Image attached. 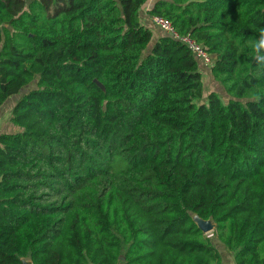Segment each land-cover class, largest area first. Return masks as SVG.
<instances>
[{
	"label": "trees",
	"instance_id": "1",
	"mask_svg": "<svg viewBox=\"0 0 264 264\" xmlns=\"http://www.w3.org/2000/svg\"><path fill=\"white\" fill-rule=\"evenodd\" d=\"M153 1L0 0V264H264V0Z\"/></svg>",
	"mask_w": 264,
	"mask_h": 264
},
{
	"label": "built area",
	"instance_id": "2",
	"mask_svg": "<svg viewBox=\"0 0 264 264\" xmlns=\"http://www.w3.org/2000/svg\"><path fill=\"white\" fill-rule=\"evenodd\" d=\"M153 22L164 29L167 33L172 34L174 37L182 40L184 43L188 45V47L192 50V52L197 56V58H200L203 61V64L212 66L214 64V57L210 54L208 51V47L205 46L202 43H199L196 39L190 36V34L187 35H180L172 25V23L160 16L155 15L150 17ZM213 231L208 232V234L211 236Z\"/></svg>",
	"mask_w": 264,
	"mask_h": 264
},
{
	"label": "crops",
	"instance_id": "3",
	"mask_svg": "<svg viewBox=\"0 0 264 264\" xmlns=\"http://www.w3.org/2000/svg\"><path fill=\"white\" fill-rule=\"evenodd\" d=\"M153 2H154L153 0L150 1L148 3V5L144 8L145 16H147L146 11L152 6ZM147 19H149V17ZM204 66H206V65L204 64ZM14 103H15V100H12L9 105L5 104L4 107L0 108V132L2 130H7V129L17 130V127L13 126L9 120L10 119V111H11V108L14 105ZM224 264H235V262L232 259H228V260H226V262Z\"/></svg>",
	"mask_w": 264,
	"mask_h": 264
},
{
	"label": "rangeland",
	"instance_id": "4",
	"mask_svg": "<svg viewBox=\"0 0 264 264\" xmlns=\"http://www.w3.org/2000/svg\"><path fill=\"white\" fill-rule=\"evenodd\" d=\"M150 1H152V0H150ZM146 17L148 18V16H146ZM152 21H153V20H152ZM154 24H155V23H154ZM155 25H156V24H155ZM157 26H158V25H157ZM207 66H208V65H206V66L204 67V68H205V69H204V70H205V73L207 74L206 77H204V81H205V83L210 85L209 90H213V89L215 88V90L221 92L220 94H221L223 100H224L225 102H227L231 97L226 93L224 87H223L218 81H216V80L213 78V76L211 75V73L207 72V71H209V68H206ZM208 67H210V66H208ZM208 76H209V77H208ZM21 83L23 84L24 81L22 80ZM209 85H207V87H208ZM11 101H12V100L8 101L6 104L9 105V104L11 103ZM10 123H11L12 125H14L11 121H10ZM126 248H127V247L124 246V251L126 250ZM224 255H225V254H224ZM230 257H231V256H230ZM233 261H234V258H233Z\"/></svg>",
	"mask_w": 264,
	"mask_h": 264
},
{
	"label": "water",
	"instance_id": "5",
	"mask_svg": "<svg viewBox=\"0 0 264 264\" xmlns=\"http://www.w3.org/2000/svg\"><path fill=\"white\" fill-rule=\"evenodd\" d=\"M95 81L98 82L97 79H95ZM98 83L100 84L102 88H104V85L102 83L100 82ZM194 219L196 223L198 224V226L206 233L213 231L216 227V224L211 219H204L197 214L194 215ZM23 260L25 264H34L31 260H27L25 258H23Z\"/></svg>",
	"mask_w": 264,
	"mask_h": 264
},
{
	"label": "clouds",
	"instance_id": "6",
	"mask_svg": "<svg viewBox=\"0 0 264 264\" xmlns=\"http://www.w3.org/2000/svg\"><path fill=\"white\" fill-rule=\"evenodd\" d=\"M254 47L258 53L261 49H264V28L260 29V38ZM259 59L261 62H264V56H260Z\"/></svg>",
	"mask_w": 264,
	"mask_h": 264
}]
</instances>
